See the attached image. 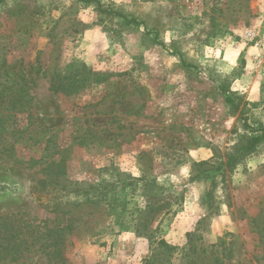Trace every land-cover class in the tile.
<instances>
[{
	"label": "rangeland",
	"instance_id": "obj_1",
	"mask_svg": "<svg viewBox=\"0 0 264 264\" xmlns=\"http://www.w3.org/2000/svg\"><path fill=\"white\" fill-rule=\"evenodd\" d=\"M263 5L0 0V232L28 245L0 264H264Z\"/></svg>",
	"mask_w": 264,
	"mask_h": 264
},
{
	"label": "trees",
	"instance_id": "obj_2",
	"mask_svg": "<svg viewBox=\"0 0 264 264\" xmlns=\"http://www.w3.org/2000/svg\"><path fill=\"white\" fill-rule=\"evenodd\" d=\"M85 1H92V0H85ZM97 6H98V8H101L99 2H97ZM104 11L107 12L108 14L118 15V16L122 17L124 19V21L128 24H135V25L141 24V22L136 20L135 18L128 17V16H126V15L122 14L121 12L116 11L114 9H108V10H104ZM76 72H78V71H76ZM76 72H74V74ZM94 75H97V73ZM77 80H79V79H77ZM68 81H69L68 82V90H70V92H74V91H76L82 87V85L80 83H76L75 75L68 77ZM64 88L65 87H61L55 81L52 82V84H51L52 91L56 92V93L58 91H61V89L67 90ZM225 99L227 102H229L234 107L237 106V102H235V98L233 97V95L228 94L225 96ZM253 130L256 132H260V134H255V135H252L250 138H248V140L246 141L245 145L241 148V150H243V151L253 150L256 147L257 143L262 138H264V128H256ZM234 159H235V157L230 156L228 163L232 164ZM47 182L52 183L53 181H47ZM47 182L41 181V183L43 185L46 184ZM94 186L95 185L92 184L90 186V188H92V190H94V188H93ZM65 187H67V186H65ZM69 188H71L72 191L78 190V187L75 188L74 186H69ZM84 194H85V198L88 199L89 191L87 189H85ZM99 200L105 201L106 199L99 197ZM144 212L146 213V215H145L143 221H141L142 222V228H136V231H138L139 233L148 234V230H149L148 229V223L153 220V215L150 214L152 212L151 209H148ZM151 231H155V229H153ZM148 235L150 236V241L154 242L155 248L158 249L155 253L153 252L152 255L148 258V260L151 261V263H154V261H157V259L155 257V255L157 253H165L168 257H170L172 255V253L174 252V250L176 249V246L169 244L168 242H166L165 239L154 238L152 233H150ZM186 235H188V239L190 238L189 241H191V234L187 233ZM18 236L12 235L10 233H6V231H3L2 233L0 232V256L6 257L8 254H11V256H12L11 259H16L17 256H19L24 249H27L28 245H26L25 236L24 235H22L21 237H18ZM231 244H232L231 241H228V244H227L224 237H218V242L216 244L211 245V247H212L211 251H214L213 248H216V250H218L219 248H221L222 250L227 249L228 253H230V255H231V250H232ZM16 254H19V255L16 256ZM225 254L227 257L230 256V255H227V253H225ZM213 259H214L213 262H215V264H224V261H225V259L223 257H218V255H214Z\"/></svg>",
	"mask_w": 264,
	"mask_h": 264
},
{
	"label": "built area",
	"instance_id": "obj_3",
	"mask_svg": "<svg viewBox=\"0 0 264 264\" xmlns=\"http://www.w3.org/2000/svg\"><path fill=\"white\" fill-rule=\"evenodd\" d=\"M242 37L244 43L255 49L257 60L264 63V5L256 21L245 26Z\"/></svg>",
	"mask_w": 264,
	"mask_h": 264
}]
</instances>
